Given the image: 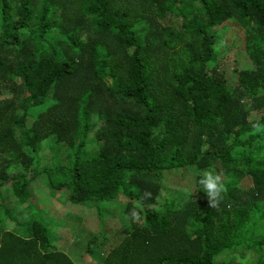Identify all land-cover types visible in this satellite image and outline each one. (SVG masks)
Returning <instances> with one entry per match:
<instances>
[{
	"label": "trees",
	"instance_id": "obj_1",
	"mask_svg": "<svg viewBox=\"0 0 264 264\" xmlns=\"http://www.w3.org/2000/svg\"><path fill=\"white\" fill-rule=\"evenodd\" d=\"M233 19L249 33L248 67L219 65L213 30ZM263 110L264 0H0V186L25 202L45 173L73 204L126 200L113 225L98 206L110 249L93 264H236L218 257L250 250L264 264ZM49 138L67 157L46 169ZM6 155L23 170L9 174ZM175 169L196 173L194 189L159 204ZM205 170L228 188L216 208ZM26 208L21 231L9 228L21 212L0 197V264H77Z\"/></svg>",
	"mask_w": 264,
	"mask_h": 264
},
{
	"label": "rangeland",
	"instance_id": "obj_2",
	"mask_svg": "<svg viewBox=\"0 0 264 264\" xmlns=\"http://www.w3.org/2000/svg\"><path fill=\"white\" fill-rule=\"evenodd\" d=\"M213 31L215 33L217 31L218 33L215 47L219 52L218 55H220V66L231 68L235 65L241 67H248L251 65L252 61L247 51L249 33L246 28L242 27V25L233 19L227 21L224 25L215 27ZM254 113L256 114L258 112ZM90 138L91 136L89 139ZM53 141L54 139L49 138L41 142L43 155L42 167L46 169L47 167H52V163L59 164L60 160L66 161L67 156H65V151L62 147L54 146ZM5 158L8 161L13 160L14 155H6ZM22 170V164L17 159L12 161L8 169L11 175ZM46 172L48 171L46 170ZM49 174L54 180L69 179L68 171L54 175L52 173ZM195 175L196 173L183 174V170L181 169L166 172L164 175L166 184L162 187V198H160L158 203H161L163 196H172L174 192L173 189L180 184L187 185L186 187L192 191L196 183ZM10 183L11 182H6L0 186V197L6 200V203L9 205L15 217L17 213L21 212V214L15 218V222L9 221V228L16 227V229L21 231V227L16 226V223H26L28 219H31V211L26 208L30 200L34 208L39 212V215L48 224L53 241L60 242L61 247H63L68 254L77 259V264H93L91 260L88 259V255H91L95 261L101 260L104 258L106 251L110 249L108 243L99 242L98 239L100 236L96 235V230L93 227L95 220L93 217L97 213L96 210L98 206H104L106 208L107 219L109 218L111 225L116 223L117 219L119 220V217L123 215L128 217L126 213H123L126 200L122 202L101 201L99 204L94 202L73 204L70 200L68 188L59 190L50 188L46 185L45 173L41 175V178L36 177L30 184L27 190V198L29 199L25 202L20 201L19 197L11 188ZM245 183L248 182L246 181ZM100 209V212L104 211V209ZM134 211L137 212L138 210L134 209ZM120 224L121 227L116 226V231L117 229L119 230V228L127 229L130 226L127 220L120 221ZM119 239L120 236L116 235L115 240ZM254 257L253 251L250 250L243 256L239 255L238 252H225L221 254L218 259L232 260L235 261L236 264H244V262H246V264H252Z\"/></svg>",
	"mask_w": 264,
	"mask_h": 264
},
{
	"label": "clouds",
	"instance_id": "obj_3",
	"mask_svg": "<svg viewBox=\"0 0 264 264\" xmlns=\"http://www.w3.org/2000/svg\"><path fill=\"white\" fill-rule=\"evenodd\" d=\"M255 132H264V125L257 127ZM199 184L202 186L203 191L207 194L209 206L211 208L218 207L219 203L228 191L221 175L211 170H205L202 173ZM244 264H246V262H244Z\"/></svg>",
	"mask_w": 264,
	"mask_h": 264
}]
</instances>
